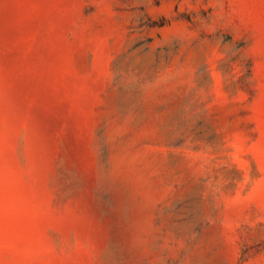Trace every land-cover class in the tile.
<instances>
[{"label":"rangeland","instance_id":"1","mask_svg":"<svg viewBox=\"0 0 264 264\" xmlns=\"http://www.w3.org/2000/svg\"><path fill=\"white\" fill-rule=\"evenodd\" d=\"M0 264H264V0H0Z\"/></svg>","mask_w":264,"mask_h":264}]
</instances>
